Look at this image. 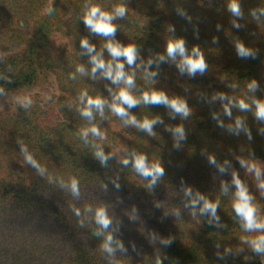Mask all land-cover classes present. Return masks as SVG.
I'll return each mask as SVG.
<instances>
[{
	"label": "trees",
	"instance_id": "1",
	"mask_svg": "<svg viewBox=\"0 0 264 264\" xmlns=\"http://www.w3.org/2000/svg\"><path fill=\"white\" fill-rule=\"evenodd\" d=\"M229 2L0 0V100L51 78L57 88L54 97L36 96L0 111V264H264V255L244 241L264 230L246 232L232 207L235 173L264 221L258 187L264 181V120L255 117L253 103L264 101V0H238L242 17L228 11ZM121 5L127 12L112 21L114 37L86 27L90 7L112 13ZM83 39L93 53L81 47ZM109 39L138 50L134 65L123 57L119 62L134 74L129 91L140 101L127 109L129 116L157 119L151 135L112 112L124 83L114 84L102 69L92 72V55L112 60L104 47ZM176 39L185 40L189 53L200 49L208 65L203 74L181 73L179 58H167V44ZM237 42L253 55L240 57ZM152 91L184 100L190 114L145 104L143 94ZM88 97L106 101L103 115L94 108L91 120L81 114ZM241 99L249 110L239 108ZM92 126L101 137L82 135ZM176 127L184 129L178 147L170 130ZM22 146L43 175L26 162ZM97 151L108 157L105 163ZM134 154L163 167L154 185L133 168ZM252 164L261 170L259 179ZM73 178L79 196L71 192ZM198 194L218 204L216 216L201 213ZM97 208L112 221L107 229L95 222ZM108 236L112 253L103 249Z\"/></svg>",
	"mask_w": 264,
	"mask_h": 264
},
{
	"label": "clouds",
	"instance_id": "2",
	"mask_svg": "<svg viewBox=\"0 0 264 264\" xmlns=\"http://www.w3.org/2000/svg\"><path fill=\"white\" fill-rule=\"evenodd\" d=\"M228 11L235 17H242L241 6L238 0H230L228 4ZM260 11L264 13V9H261ZM126 12L127 9L122 5L115 7L112 13L102 11L98 6H92L88 9L84 16V23L91 32L97 35H101L103 37H114L117 31V27L112 23V21L116 17H124ZM255 15L256 12L254 11L253 16ZM235 26L239 27L238 24H235ZM213 42H216L215 39L213 40ZM81 47L86 49L88 53H93L95 51V47L93 45H90L87 39L81 40ZM104 47L107 49L112 60L106 63L102 58V53L92 55V72L95 73L98 69H102L104 70L103 75L107 79L111 80L114 84H120L121 82H123L125 85V87L121 88L118 94L114 96L113 103L110 105L112 112L121 118H127L125 120L126 123L135 125L141 130L146 131L150 135L153 134L152 129L153 126L158 122L157 119L150 120L145 118L142 122H139L136 120L135 116H129L127 110L136 107L140 103V101L136 99L129 91V89L135 83L134 74L130 75L124 71L125 65L124 63L119 62V58L123 57L129 66L134 65L138 57V50L136 46H123L119 42H114L112 39H109ZM236 49L240 57L253 55L252 51L246 48L243 43L237 42ZM166 55L167 58L172 61H177V59L179 58L177 67L179 68L180 72H187L190 76H195L198 72L200 74H203L208 67L205 57L200 49L198 47H193L191 53H189L188 49L186 48L184 39L170 40L167 44ZM159 60H165V56H160ZM112 61H116V63L113 65ZM151 63L152 61H149V64ZM77 71L83 73L84 68L82 66L78 67ZM155 74L156 73H152L151 75L154 76ZM248 87L250 90H254L256 87V82L253 81L251 84H249ZM2 91L3 90L0 89V92ZM85 96H87V93H82L81 99H83ZM220 96L221 98H224L223 94H220ZM142 99L145 104L164 105L170 108L175 114H178L185 118L190 114V109L184 100L179 98L169 99V97L164 92H145ZM105 103L106 101L100 97H88L86 106L84 109H82L81 114L91 120L93 118L92 109L94 108L99 111L101 115H103ZM253 103L255 104V117L259 120H264V101L253 100ZM125 105L127 106V108L125 107ZM238 106L241 110H249L250 108L249 104L246 103L243 99L239 101ZM225 111L228 115H231V112L229 111L227 105L225 106ZM241 125L242 121L238 118L236 120V127L240 128ZM170 130L175 134L178 147L179 140L184 138V129L183 127H176L175 129ZM245 131H247V129H245ZM89 133L97 137L102 136L99 128L96 126L85 129L82 132V135L86 138ZM249 137H251L250 133ZM22 151L25 153L26 162L32 167L37 168L38 171L41 172V175H43L44 170L40 167L33 156L28 154L27 148L22 146ZM96 156L100 159L102 164L105 163V161L108 159V157L105 156L102 151H97ZM209 159L211 163H215L214 157H210ZM128 163V160L124 161L125 165H127ZM132 164L133 168L140 176L144 178H151V185H154L157 179L164 175L163 167H161L158 163L149 165L147 157L144 155L134 154ZM241 165L244 166L245 162L241 161ZM220 170L223 171V168L221 167ZM249 170H254L257 179H259L261 175V170L259 167H257L255 164H252L249 166ZM232 183L236 187L235 200L232 204V207L237 216L240 218L243 229L246 232H256L264 230V221L258 219L257 207L252 202L254 199L253 196L249 193L247 187L241 182V180L235 173L233 174ZM258 187L264 190V181H261L258 184ZM70 189L73 196H79V182L75 178H73L70 182ZM198 197L199 200L203 201V206L200 208L201 213L210 212L212 216H216L218 204L210 202L203 196H199V194ZM197 203L198 200H193L192 206L195 207ZM76 214L79 215V211H77ZM95 222L102 228L107 229L112 221L104 208H97L95 211ZM244 241L251 245L252 250L255 253L264 255V234L255 236L251 239L244 238ZM163 242L165 244L170 243V241L168 240H165ZM111 243L112 237L108 236L107 240L103 244V249L108 253H112L114 251V249L111 247Z\"/></svg>",
	"mask_w": 264,
	"mask_h": 264
},
{
	"label": "rangeland",
	"instance_id": "3",
	"mask_svg": "<svg viewBox=\"0 0 264 264\" xmlns=\"http://www.w3.org/2000/svg\"><path fill=\"white\" fill-rule=\"evenodd\" d=\"M57 47L58 41L54 40ZM57 94V88L54 80L51 78L49 82L41 81L35 86L17 91L12 95H8L0 100V111L4 110L11 103H21L30 100L33 97H40L44 100L54 97Z\"/></svg>",
	"mask_w": 264,
	"mask_h": 264
}]
</instances>
